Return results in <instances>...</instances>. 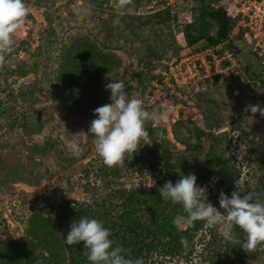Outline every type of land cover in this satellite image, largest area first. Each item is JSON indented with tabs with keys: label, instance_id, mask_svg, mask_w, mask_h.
<instances>
[{
	"label": "rangeland",
	"instance_id": "obj_1",
	"mask_svg": "<svg viewBox=\"0 0 264 264\" xmlns=\"http://www.w3.org/2000/svg\"><path fill=\"white\" fill-rule=\"evenodd\" d=\"M145 1L121 9L119 0H25L31 19L27 17L13 34V51L8 56L14 65L26 62L32 73L25 78L8 76L7 83L0 79L3 107L11 108L7 115L0 113V242L21 241L28 219L38 208L55 214L64 202L91 204L100 198L105 181L101 168H128L124 162L106 165L89 133L94 110L111 103L105 87L111 79H123L128 97L141 98L152 87V72L162 62L187 53L189 25L207 29L209 36L216 31L215 22L208 17L217 10L216 2L182 0L170 12L172 19L165 21L132 14L141 7L146 12ZM76 40L97 46L109 56L112 69L65 99L59 74L61 54ZM237 46L241 75L215 82L202 94L172 95L163 108L144 106L153 116L145 127L158 130L157 140L144 141L153 155L140 143L133 153L137 158L134 172L124 171L123 179L110 173L106 180L112 178L127 188L138 183L154 186V174L168 166L159 141L165 140L172 155L170 164L184 161L187 170L182 174H194L197 185L206 189L207 201L217 208L221 179L228 196L236 181L252 192L264 184V115L252 113L249 107L264 109L260 63L247 43L240 40ZM12 92L15 95L10 98ZM163 112H167L166 118L158 119ZM26 122L38 131L25 132L20 126ZM192 123L205 132L200 139H196ZM73 141L79 145L78 154L70 148ZM211 157L221 158V163L207 167ZM205 171L210 173L208 179H204ZM180 223L185 229L182 219ZM225 242L221 226L210 227L204 221L185 251L172 255L156 252L146 264H213ZM247 264H264V253L251 254Z\"/></svg>",
	"mask_w": 264,
	"mask_h": 264
},
{
	"label": "trees",
	"instance_id": "obj_2",
	"mask_svg": "<svg viewBox=\"0 0 264 264\" xmlns=\"http://www.w3.org/2000/svg\"><path fill=\"white\" fill-rule=\"evenodd\" d=\"M139 1L126 0L125 6L139 5ZM211 1L218 2V0ZM27 17L31 19L30 14ZM147 17L169 21L172 19V14L167 10ZM208 17L215 22L214 35L209 36L207 29L198 30L193 25H189L185 39L187 47L191 48L204 40L210 44H217L228 39L232 22L226 18L222 8L217 6V10L209 12ZM192 32L195 35H192ZM238 40L240 41V38ZM230 47L240 54L235 41L230 44ZM108 57L88 41L76 40L72 45L65 47L61 54L62 64L59 69L64 83V98L71 99L72 93L82 91L88 82L96 80L101 74L110 72L112 64ZM9 59L10 57L7 55L4 61L0 62V79L6 83L8 76L25 78L32 73L26 62L18 61L14 65ZM260 70L261 68H259ZM20 93V95L24 94V92ZM13 94L15 95L13 92L10 94V98L13 97ZM3 105L2 99H0V113L7 115L11 108L3 107ZM192 125L196 139L205 135L198 123H192ZM20 127L28 133L38 131V128L28 122ZM146 130L148 132L147 139L157 140V129L149 125ZM159 141L163 148L161 150L163 162L168 166L160 168L154 174L156 177L154 186L138 183L127 188L122 183L116 184L112 178L106 180L110 173L120 179H123L124 171L133 173L137 163L135 154L131 159L125 158L124 164L128 168H101L100 171L105 181L100 198L93 200L91 204L88 202H64L57 207L55 214L46 212L45 207L38 208L28 219L25 236L21 241L0 242V264H89L87 249L83 247V242L73 246H67L64 243V236H66L70 224L81 216L102 221L105 227L111 229V239L115 244L125 248L129 258H142L144 264L156 252L172 255L179 251H185L186 249L181 245V239H187L190 244L194 236L202 230L204 221H196L190 226L183 223L185 229H182L180 219L187 215L183 207L160 197L158 189L169 181L174 185L180 179L178 173H185L187 168H185L186 163L178 159L175 164H170L172 155L165 147L166 142L165 140ZM141 144L146 147L147 151L151 150L148 154L152 156L153 152L149 148V144H145L144 141H141ZM220 163L221 158L211 157L208 159L207 167L218 166ZM170 165H174L173 168H168ZM209 176L210 173L205 171L204 179H208ZM217 190L229 193L223 179L218 183ZM253 193L264 198V184L254 188ZM234 231L242 244L246 240L245 234L239 228H235ZM241 244L233 245L226 241L224 246L216 252V260L213 264H247V259L251 254L264 253V244L246 251L241 248Z\"/></svg>",
	"mask_w": 264,
	"mask_h": 264
},
{
	"label": "clouds",
	"instance_id": "obj_3",
	"mask_svg": "<svg viewBox=\"0 0 264 264\" xmlns=\"http://www.w3.org/2000/svg\"><path fill=\"white\" fill-rule=\"evenodd\" d=\"M125 3L126 0H120L118 7L123 9ZM28 15L25 0H0V62L13 51V34L25 23ZM114 23H118V19ZM105 87L110 92L111 103L94 110L95 119L90 122L89 133L94 136L97 155L106 165L113 166L124 162L126 157L131 159L141 141L147 140L145 124L153 116L140 98L128 97L123 79H111ZM249 107L252 113L260 111L264 115V109L259 105ZM166 116L167 112H163L157 118ZM70 148L73 154L79 153L77 142H71ZM178 174L180 179L174 185L171 181L166 182L158 192L165 201L183 207L187 215L181 219L185 225L205 221L210 227L221 226L223 237L233 245L241 244L234 231L239 228L246 236L241 244L245 251L264 244V198L246 191V187L236 181L230 196L224 192L219 194L217 208L207 201L206 189L197 185L194 174ZM111 236V229L102 221L81 216L70 224L64 243L73 246L83 242L89 264H144L142 258H129L126 249L116 245ZM180 242L183 248L189 247L187 239L182 238Z\"/></svg>",
	"mask_w": 264,
	"mask_h": 264
},
{
	"label": "built area",
	"instance_id": "obj_4",
	"mask_svg": "<svg viewBox=\"0 0 264 264\" xmlns=\"http://www.w3.org/2000/svg\"><path fill=\"white\" fill-rule=\"evenodd\" d=\"M181 2L182 0H146V12H142L144 7H141L134 9L132 14L141 16L167 10L173 12ZM217 4L232 22L228 39L217 44L201 41L188 47L186 54L162 62L152 72L155 76L151 81L152 87L140 98L144 106L163 108L172 95L181 97V92L192 91L202 94L215 82L221 83L225 79L241 75L240 54L230 47L234 41L238 44L239 38L247 43L259 61V75L262 87L264 86V0H218Z\"/></svg>",
	"mask_w": 264,
	"mask_h": 264
}]
</instances>
